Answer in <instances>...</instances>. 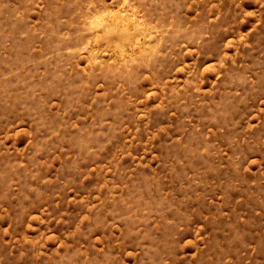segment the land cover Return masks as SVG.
<instances>
[{
    "label": "rangeland",
    "instance_id": "obj_1",
    "mask_svg": "<svg viewBox=\"0 0 264 264\" xmlns=\"http://www.w3.org/2000/svg\"><path fill=\"white\" fill-rule=\"evenodd\" d=\"M0 264H264V0H0Z\"/></svg>",
    "mask_w": 264,
    "mask_h": 264
}]
</instances>
